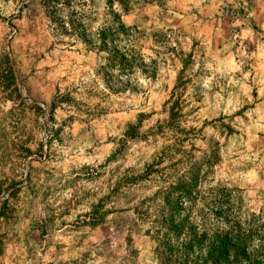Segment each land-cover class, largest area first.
<instances>
[{"label":"rangeland","instance_id":"obj_1","mask_svg":"<svg viewBox=\"0 0 264 264\" xmlns=\"http://www.w3.org/2000/svg\"><path fill=\"white\" fill-rule=\"evenodd\" d=\"M125 5L124 75L106 0H0V264H156L135 211L180 178L264 226V0Z\"/></svg>","mask_w":264,"mask_h":264},{"label":"trees","instance_id":"obj_2","mask_svg":"<svg viewBox=\"0 0 264 264\" xmlns=\"http://www.w3.org/2000/svg\"><path fill=\"white\" fill-rule=\"evenodd\" d=\"M106 2L114 19L102 36L105 60L108 69L125 75L136 63V29L121 24L113 12V4L125 11L126 0ZM122 39L125 47L119 45ZM195 184L194 177L171 182L155 195L160 196V204L152 215L143 203L135 211L148 224L156 264H264V226L251 218L240 220L224 199L212 193L195 210L200 198L192 191Z\"/></svg>","mask_w":264,"mask_h":264}]
</instances>
